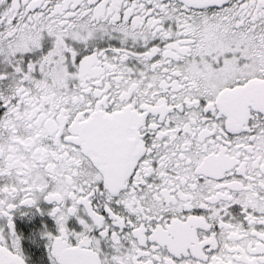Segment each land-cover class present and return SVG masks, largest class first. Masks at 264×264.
<instances>
[{"label": "snow or ice", "instance_id": "6c2138e0", "mask_svg": "<svg viewBox=\"0 0 264 264\" xmlns=\"http://www.w3.org/2000/svg\"><path fill=\"white\" fill-rule=\"evenodd\" d=\"M0 264H264V0H0Z\"/></svg>", "mask_w": 264, "mask_h": 264}]
</instances>
